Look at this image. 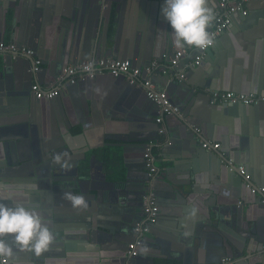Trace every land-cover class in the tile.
<instances>
[{"label": "water", "instance_id": "water-1", "mask_svg": "<svg viewBox=\"0 0 264 264\" xmlns=\"http://www.w3.org/2000/svg\"><path fill=\"white\" fill-rule=\"evenodd\" d=\"M4 2L0 5V40L6 35L16 38L18 46L26 44L34 50H39L38 55L42 56V60L38 70L34 73L30 69L34 65L31 56L13 58L8 55L0 68V136L4 137L0 138V144L5 159L4 162L0 161V181L15 190L16 199H22L23 190L28 185H37V190L31 192L35 195L31 200L39 206L48 222L51 221L49 222L50 227L56 222H71L83 217L84 221H87V224L90 222L91 226L95 219L96 225H93L88 235H94L93 232L103 234L99 240L108 241L109 248L119 252L114 256L116 264H135L136 259H143L144 253H147L144 248L146 243H143V240V247L138 257L134 256L127 260L126 250L127 244L132 240L135 220L143 213L145 192L149 189L156 194L161 192L162 197L166 196L165 200L168 198L170 202L181 205L180 202L185 201L184 194H189L187 191L192 187V181L197 180L194 175L197 163L205 158L207 155L205 153L208 152L204 150L203 153L196 147L200 136L198 138V132L194 129L193 122L189 120L186 112L183 116L179 114L166 115L162 123L163 132L157 130L160 124L155 123L157 131L151 138L145 136L143 132L139 138L124 137L127 142L133 143L134 152H141L143 166L139 176L133 180L129 174H126L124 179L122 176L116 179V173L110 169L109 173L101 172L100 180L96 181V177L91 173V158L94 156L91 155V158L86 160L85 152L74 151L78 145L72 142L71 138L74 135L71 133V128L79 125L77 136H87L86 118L100 110V106L96 107L95 101L98 99L100 102L103 86L106 85L105 81L110 77L114 84L126 87L128 90L127 102L133 110H135L134 105H143L146 99L156 106L157 104L147 97L142 87L129 84L123 76L113 77L109 74L80 79L75 83L68 84L66 92L63 91L62 94L52 99H35L30 91V86L34 75L45 71L56 77L69 62H81L86 60L85 58L93 59L112 55L118 58L135 59L142 56L148 62L154 55L155 43L160 35L162 38L158 52L162 55L159 57L164 58L165 50L175 49V45L171 34L172 29L160 11L163 0H69L68 3L61 0H17V2L12 0L11 5L4 4ZM128 5L133 6L130 12L133 24L131 25V34L126 39V42L128 41L127 48L120 49L117 46L118 29L115 34H112L110 26L115 21L117 22L122 9ZM9 9H13L12 13L9 12ZM139 38L147 43L146 48L141 52ZM193 56L194 54L190 58ZM190 58H187L186 61ZM166 66L163 70L166 72L164 75L168 80V86L183 85L170 77L175 70L170 69L169 65ZM193 99L194 96L183 101L184 105L179 108L181 113L188 112L187 107L192 106ZM170 100L173 105L177 106L171 98ZM252 105L257 104H215V106L224 107L227 111L239 110L241 107ZM139 113L140 118H149L146 111ZM73 116H76V120ZM172 117L177 118L178 123L171 125ZM174 131L177 132L175 137L172 135ZM221 136L222 142L226 145L228 135ZM148 139L156 142L154 144L151 142L152 167L154 168L152 175H150V170L144 159V150ZM167 148L168 150H166ZM158 150H160L161 156H163V152L169 153L162 159L165 162L164 166L156 164L159 161V158L155 156ZM75 154L78 155H76V159L82 160L84 163L79 165L76 160L74 163L75 177L64 182L57 175L61 162H63V156H74ZM211 154L212 156L209 157L213 158V166L218 169L222 168L218 150ZM226 170L230 175H234V171L227 168ZM173 174L177 176L178 181H175ZM86 176H89V180L86 182L87 188L82 189L80 180L87 179ZM241 177L242 175H239L240 179ZM57 181L64 183L59 184ZM246 189L254 195L247 186ZM66 192L83 195L88 202V207L74 208L65 198ZM162 202L166 204L164 201ZM238 202L240 203V201ZM199 203L201 207L206 208L205 219H209L204 222L210 224L208 227L214 229L213 227H216L217 223L211 221V214H215L217 208L209 207L205 200H199ZM261 205L264 206V204ZM219 210L221 209L219 208ZM250 224L251 227L246 230L247 233H243L245 240L240 237L236 239L232 237L229 240V237L224 236V240L221 242V246L224 247L221 250L226 252L224 254L229 251L228 243L231 242H240L239 246L243 245L247 249L254 248L256 244L258 249L263 248L264 228H260L259 224L255 222ZM52 231L56 237L55 242L41 255L50 252L55 243H60L56 232ZM202 231L204 229L195 231L194 234H187L177 222L168 226L164 236L169 241L165 242H172L179 250L185 248V251L190 253L193 241L202 239L204 235ZM6 239L10 244L12 243L11 237H6ZM151 241L162 243L161 239L157 240L156 238ZM152 245L155 248L151 250V257L147 264H154V258L159 256L155 252L158 249L156 244ZM17 250L20 249L17 248ZM21 251L23 255L33 260L41 256L28 250ZM181 259L183 264H186L185 258ZM6 260L5 258L0 260V264H6ZM39 260L41 262V259Z\"/></svg>", "mask_w": 264, "mask_h": 264}, {"label": "crops", "instance_id": "crops-1", "mask_svg": "<svg viewBox=\"0 0 264 264\" xmlns=\"http://www.w3.org/2000/svg\"><path fill=\"white\" fill-rule=\"evenodd\" d=\"M11 1L0 0V5L2 2L11 5ZM61 1L69 2V0ZM208 3L214 9L218 0H208ZM245 7L247 14L243 15L238 12L232 16L231 23L215 39L213 47L211 46L212 48L207 52L200 65L187 69L186 77L182 82L175 81L183 85L168 86V80L164 75L166 72L163 70L170 63L169 57L179 48L175 46V49L165 50L164 58H160L158 47L162 35L155 43L156 50L150 61L156 60L159 66L155 69L152 79L157 88L166 89L169 97L179 108L184 105L183 101L194 96L192 106H188V112L183 111L181 116L187 113L189 120L193 122V127L198 128V138L199 136L200 138L196 147L203 153L204 150L208 153H205L206 157L197 163V170L194 174L197 180L192 181L193 185L187 191L189 194H184L185 201L180 202L181 205L170 202L168 198L165 200L166 196L162 197L161 192L156 194L153 190H148L155 193L159 211L155 225L152 224L150 230L145 234L143 243H146L144 248L147 253H144L143 259H136L135 264H147L151 257V250L155 248L152 244H156L158 249L155 252L159 254L154 258V264H183L181 258H185L186 264H218L219 259L223 256L230 257L235 264H264V245L263 248L258 249L255 243L254 248L247 249L243 245L239 246L240 242H231L228 243L227 254L221 250L224 248L221 246L224 236L229 237V240L232 237H235L233 239L240 237L245 240L243 233L251 227V222L264 228V206L260 204L258 195L250 194L246 189L245 178L242 176L240 179V174L235 170L234 175H230L222 161L226 157L233 159L236 163L243 164L249 182L256 186H264V104L244 106L239 110L227 111L224 107L210 103L208 99L212 90L254 92L264 95V0H249L245 3ZM132 8V5L125 6L119 14L117 22L115 21L116 23L114 22L110 26L112 34H115L118 29L117 46L120 49L128 46L126 39L131 34V25L133 24L132 14L130 15ZM12 11L13 9H9V12L12 13ZM148 39L150 40V38ZM2 40L17 42L16 38L9 35L4 36ZM144 41L139 38L140 52L147 46ZM21 45L27 46L26 44ZM185 47L191 49L187 56L181 58V64L196 51V47ZM35 51L42 60V56L38 55L39 50ZM160 56L162 57V55ZM106 58L118 57L109 55ZM126 58L131 59L130 57ZM131 60L135 65H146L150 62H147L142 56ZM77 62L80 61L75 63ZM70 63L72 62L68 64ZM1 66H3V59H0V68ZM55 78L50 72L42 71L38 75H34L32 82H38L44 86ZM111 80L113 79L109 77L105 81L106 85L103 86L100 102L98 99L95 101L96 107L100 106V110L86 118L87 136H77L79 125H76L71 128V133L74 135L71 139L75 145H78L75 152L80 150L85 152L86 160L91 158V155L94 156L91 158V173L96 177V181L100 180L101 172L109 173L110 169L116 173V179L120 176L124 179L126 174H129L131 179L135 180L143 166L142 155L140 156L141 152H134L135 146L132 142H127L124 137L139 138L143 132L145 136L151 138L158 130H156L155 124L157 123L155 119L158 107L146 99L143 105L135 106L133 104L135 107L133 110L127 102L128 90L126 87L114 84ZM98 103L99 105H97ZM141 111H146L149 118H140L139 112ZM73 117L76 120V116ZM170 123L174 125L178 123V119L172 117ZM223 134L228 135L226 145L222 142L221 135ZM172 135L177 136V132H172ZM0 138L4 137L0 136ZM204 139L220 142L221 147L218 154L221 157L222 168L214 167L213 158L209 157L212 156L211 152L215 151L201 147L200 141ZM147 141L156 143L151 139ZM2 151L3 148L0 144V161L4 162V152L2 153ZM76 155L63 156V162H61L57 175L64 182L75 177L74 163L76 160L79 165L84 163L82 160L76 159ZM166 155L169 153L163 152V156H161L160 150H158L155 156L159 158V161L156 164L164 166L165 162L162 159ZM60 159L62 158L60 157ZM172 176L175 177V181H178L177 176L174 174ZM86 177L87 179L80 180L82 189L87 188L86 182H88L89 176ZM64 182L57 181L59 184ZM76 191L78 190L76 189ZM34 196L30 193L31 199ZM199 200H205L209 207L217 208L215 214H211V221L217 223V226L213 227L214 229L208 227L210 224L204 222L209 219H205L206 208L201 207ZM142 217L143 213L137 220ZM77 219L71 222L51 224V228L56 232L61 244L55 243L50 252L41 255L42 252L41 256L33 260L23 255L21 250L16 249L11 258L12 264H116L114 256L119 252L111 250L108 241L99 240L103 234L93 232L94 235H88L93 225H96L95 219L91 226L90 222L87 224V221H84V217ZM177 222L187 234H194L195 231L204 229L202 239L193 241L190 253L185 251V248L179 250L172 242H165L168 240L164 236L168 226ZM154 238L161 239L163 244L153 243L151 240ZM142 247L143 245L140 246L137 257L140 255ZM6 262L9 264L8 260Z\"/></svg>", "mask_w": 264, "mask_h": 264}, {"label": "built area", "instance_id": "built-area-1", "mask_svg": "<svg viewBox=\"0 0 264 264\" xmlns=\"http://www.w3.org/2000/svg\"><path fill=\"white\" fill-rule=\"evenodd\" d=\"M249 0H218L217 6L213 9L215 19L209 26V32L213 43L215 39L221 35L232 21V16L235 13L247 14L245 3ZM213 45V44H212ZM200 49L196 48L192 58L181 64V58L187 56L190 47L176 49L171 57H169V68L175 70L170 77L178 82H182L186 77L187 69L200 65L201 61L207 55L208 49L212 46ZM8 55L13 58L31 56L34 60V65L30 68L31 71L38 70L41 59L36 55V51L28 46L20 45L12 41L0 40V59H5ZM159 66L156 60L150 61L146 65H135L129 58H106L99 57L96 59L83 60L77 63L65 65L56 78L42 86L38 82H32L30 91L37 99H52L63 92L68 84L75 83L80 79L95 78L104 74L112 75L113 77L123 76L129 84L137 87H142L148 98L152 99L157 104L156 122L160 124L159 132H163V119L166 115L182 113L179 107L172 104L170 97L164 88H157L152 79L155 69ZM209 101L213 104L222 103H241L244 105L264 103V95L254 92H237L233 90H212L209 93ZM197 131L198 128L194 127ZM202 148L209 151H217L221 144L219 141L204 139L200 141ZM145 164L150 170V175L153 174L152 167V143L148 142L144 150ZM226 167L230 171H236L245 178V185L250 189L251 193L259 196V201L264 204V186H256L249 182L246 168L243 164L236 163L231 158H224ZM1 184V181H0ZM159 205L157 197L153 191H148L143 198V217L135 222L133 227L132 240L127 244L126 258L131 259L137 256L139 248L142 245L145 234L150 230L152 224L157 220ZM4 258H0L3 260ZM129 264V263H125ZM219 264H235L230 257H222Z\"/></svg>", "mask_w": 264, "mask_h": 264}, {"label": "clouds", "instance_id": "clouds-1", "mask_svg": "<svg viewBox=\"0 0 264 264\" xmlns=\"http://www.w3.org/2000/svg\"><path fill=\"white\" fill-rule=\"evenodd\" d=\"M161 14L172 29L173 43L178 48L193 46L206 48L213 44L209 26L215 19L208 0H163ZM35 184L23 190V198L8 184H0V258L12 264L15 250H28L36 255L48 250L55 242V234L47 217L30 198L37 190ZM65 198L74 208H87L83 195L66 192ZM6 237L12 238L10 244Z\"/></svg>", "mask_w": 264, "mask_h": 264}]
</instances>
